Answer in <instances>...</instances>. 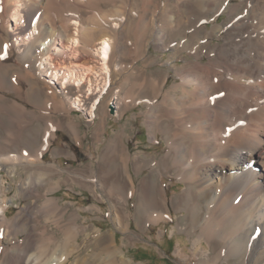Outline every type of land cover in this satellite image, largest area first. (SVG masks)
Wrapping results in <instances>:
<instances>
[{
  "label": "bare ground",
  "instance_id": "6f19581e",
  "mask_svg": "<svg viewBox=\"0 0 264 264\" xmlns=\"http://www.w3.org/2000/svg\"><path fill=\"white\" fill-rule=\"evenodd\" d=\"M223 14L227 15L228 20L216 24ZM210 15L213 18L210 19ZM14 16L18 17V21L15 31L10 32V20ZM210 21L215 24L212 30L207 31ZM187 34H191L190 38L186 37ZM178 35L185 37L176 40ZM26 36L30 37L29 43L18 46L17 40ZM214 39L221 42L212 45ZM130 40H134V43L129 48ZM122 42L125 43L126 52L122 49ZM59 43L69 47L70 51H56ZM152 44L158 48L175 45V51H190L202 59L209 56L207 63L192 61L186 63V68L180 69L178 74L175 72L181 83L175 84L172 91L165 94L162 106L169 107L167 110L164 108L165 115L159 114L169 120L174 117L173 122L181 130L176 135L192 141L190 150L184 145L171 144V153L176 157L173 165L182 170L178 175L183 182L198 190L204 204L192 209L195 226L209 239L224 236L221 238L224 249L215 255V262L243 257L245 249L250 247L249 256L239 263L247 264L244 260L251 263L254 260L264 264V254L259 256L260 250L264 249V0H0V66L12 61L14 53L21 51L14 62L19 66H27L26 72L14 73L12 83L10 81V89L19 99L25 93L26 82L32 85L27 95L39 99L38 80L44 72L50 71L55 80L52 79L59 82L62 91H58L54 82L41 84L47 90L43 106L47 113L53 114L56 111L71 115L74 108L67 103L68 95H72V90H75L78 97L75 104L83 103V107L91 109V118L94 119L96 108L108 87L113 86L108 91L109 98H112L114 89L126 82L118 83L126 69H135L121 62L122 57L133 54L131 58L134 60L146 59V48ZM208 49L210 54L207 53ZM46 56L61 59L63 65L69 63L71 67H66L68 70L63 71L64 75H59L56 72L58 65L48 61L45 63L46 70L42 71ZM74 63L83 67H76ZM9 70H0L2 88L8 83ZM86 78L90 80L84 85L82 82ZM168 82L169 78L163 76L145 77L137 87L142 94L150 93L157 99ZM131 95L127 92V97L119 98L116 103L118 107L125 108L123 114L135 106V100L134 106L129 104L131 100L127 103ZM7 100V94H0V115H8V118L0 117V124L8 131L4 138L0 136V148L3 149H0L3 152L0 153V172L2 167L8 166L12 174L19 171L16 168L18 165H36L43 161L44 153L54 140L58 127L54 126L51 118L29 111L18 100ZM32 117L43 121L44 126L26 133V126L32 123ZM125 137L128 138V134L121 133L107 147L110 175L113 178L128 177L130 182L127 183L132 185L130 196H142L148 211L159 210L161 201L165 203L167 200V191H158L154 184L147 187L144 185L141 190L136 188L131 166L138 164V160L133 158ZM40 138H44V144L36 154H30L29 150L38 144ZM21 144L25 149L20 155L6 150L7 147ZM185 153H188V160ZM119 156L123 159L120 176L115 163ZM166 162L163 164L166 165ZM41 176L38 172L33 173L26 177L23 184L19 182L21 192L28 194L43 186ZM194 183L195 187L192 186ZM115 184L113 181L112 192L116 190ZM53 191L52 188L47 190L48 194ZM186 196L190 206L195 201V195L191 193ZM48 199L41 206L44 215L52 217L63 212L57 201ZM8 200L0 205L2 223L9 222ZM159 218L161 215L158 214L155 220ZM117 221L122 223L119 218ZM74 236H69L67 242L70 243ZM105 241L98 236L101 250L108 248L104 246ZM43 245L36 249L34 242L28 240L12 251L11 248H0V252L5 255L4 258L1 256L3 259L0 258V264H66L69 261L72 251L67 248L62 257H51L46 263L38 261L33 251H41V248L42 251H48L50 246ZM40 254L43 256V252ZM121 260L128 264L122 253Z\"/></svg>",
  "mask_w": 264,
  "mask_h": 264
},
{
  "label": "rangeland",
  "instance_id": "374dc122",
  "mask_svg": "<svg viewBox=\"0 0 264 264\" xmlns=\"http://www.w3.org/2000/svg\"><path fill=\"white\" fill-rule=\"evenodd\" d=\"M171 8H173L172 4ZM188 11L191 12V10ZM220 17L222 18H219L220 21L218 20L219 22H216V24H223L228 20L225 14ZM209 18H213V15H210ZM17 21L18 17L14 16L11 18L10 32L15 31ZM214 24V22H208L206 30H212V25ZM190 35L187 34L186 37L190 38ZM183 37L185 35H178L176 40ZM29 38V36L20 38L16 43L18 46L27 44L30 41ZM220 42V40L214 39L211 44L217 45ZM133 43L134 40H130L128 47H132ZM174 46L158 48L155 44H152L146 48V59L134 60L131 58V56L134 57L133 54L124 55L121 62L124 61L129 65V68L134 66L135 69H126L123 73L122 79L118 83H124V80L126 82L123 86L120 85L114 89L113 99L109 98L108 92L113 86L110 85L108 87L109 89L103 94L101 103L96 108V117L94 119L91 118V109H88L87 106L83 107V103L81 105L75 104L74 101L78 98L75 90H72V95H68L67 103L73 105L72 107L74 108L71 115L56 111L51 114L44 111L43 106L47 90L41 84L44 82H54L58 91H62L59 82L54 81L55 78L51 76L50 71L44 72L43 76L38 80L40 82L39 99L27 95L26 92L32 86L28 82L25 83V93L19 99L10 87L12 79L15 77V75L13 76L14 73L17 75V73L26 72L25 68L27 66L23 65V68V66H19L14 62L21 51H16L12 61L0 66L1 71L10 68L8 83L3 88L0 87V94H7V101L9 102L18 100L29 111H33L39 115L42 114L46 118H51V121L55 124L54 126L59 128H56L55 138L45 151L41 163L36 165H18L16 168L19 171L12 174L10 173L12 171L10 167H2V172H0V201H2L0 205H3L2 202L4 200L9 199L10 206L7 214L9 222H0V248H11L12 251L19 246H23L28 240L34 242L36 249H40L43 243L44 245L48 244L50 246L48 251H42L43 248H41V251L39 250L40 253L43 252L45 258L41 256L42 254L38 250L35 249L33 251L38 261L42 263H46L52 258L62 257L67 248L72 251V254L66 264H125L121 260V253L128 264H240L244 257L249 256L251 248L247 247L243 257L231 260L223 259L215 262V255H218L219 252L222 253L224 249L221 242V238L224 236L209 239L193 223L192 209L196 208L197 205L204 206V204L200 200L198 190L191 188V185L189 186V184L183 182L180 175H178L182 170L178 166L173 165L176 157L174 153H171L172 143L184 145L190 150L192 141L190 139H183L182 137L179 138L176 135L181 130L173 122L175 120L174 117L169 120L167 119L168 117L162 116L165 115V111L169 107L166 105L162 106V103L165 94L168 91L171 92L175 84L181 83V79L177 77V74L182 68H186V63L192 61L207 63L210 58L208 55L203 59L196 57L190 51L178 52L173 49ZM64 47L59 43L55 50L62 52L70 51L69 47ZM122 47L126 52L127 50L124 49L125 43L123 44V42ZM207 53H211L210 49L207 50ZM48 61L52 65H58L56 72L59 75H64L63 71L67 72L68 70L66 67H71L69 63L63 65L64 61L61 59L56 60L53 57L46 56L41 66L42 71L46 70L45 66L47 64L45 63H48ZM75 64L77 63H74L76 67H83L80 64V66ZM90 75L92 76V74ZM95 75L99 77V74L96 72ZM153 76L169 78L168 84L157 99L150 93L144 92L142 94L143 92L140 91L137 85L145 77ZM129 77H132L134 80L137 79L134 81ZM89 80V78H86V81L84 80L82 84H87ZM70 84V86H73L72 83ZM7 88H9V91ZM127 92L129 95L132 93L131 96L133 97L129 96L127 103L131 100L129 104L132 106L135 104V106L123 114L125 108L122 106L118 107L116 103L119 98H126ZM134 94L136 95L135 99ZM179 94L181 95V93ZM107 98L109 99L107 100ZM134 100L135 103L133 104ZM159 113L163 114L160 116ZM0 117L8 118V115L2 114ZM31 119L32 123L29 122V125L26 126V133L28 131L33 132L36 128L44 126L43 121L35 120L33 117ZM149 122L152 123L151 126L148 125ZM159 123L162 128L159 127ZM17 124L18 121H16ZM176 129L177 131H175ZM121 133L128 134V138L125 137L126 143L130 147L133 158L136 161L138 160V164H132L131 166V176L134 179L136 188L141 190L144 185L147 187L154 184L158 191H161V189L164 192L167 191V200L165 203L161 201L162 204H160V208L158 207L159 210L148 211L144 203L146 200L142 196H130L132 185L127 183L130 180L128 177L124 179L120 176L123 168L122 156H119L115 160L120 178H113L110 175L107 147L110 141L116 136L121 135ZM7 135V129L0 124V136L5 137ZM43 144L44 138H40L38 144L29 150L30 154H36ZM24 149L25 146L22 144L6 148L7 151L16 152L15 154L18 155ZM1 150L3 151V149ZM0 153L3 154L1 151ZM26 153L24 155H27ZM186 155V159L188 160V153ZM110 161L112 162V160ZM165 162L167 163L166 165L163 164ZM145 163L147 166H145ZM37 172L38 174H42L43 186L38 187V191L35 189L28 194L24 191L21 192V183L25 182L27 176L33 173L37 174ZM124 180L126 181L124 182ZM113 181L116 182L115 185L117 186H115L116 190L114 192H112V188L114 187ZM192 186L195 187L196 184L194 183ZM49 188L54 189V191L48 194L47 190ZM191 193L195 195L196 202L194 201V203L188 206L185 196H189ZM48 198L57 201L62 207L63 212L61 211L57 215H52V217L44 215L42 207ZM40 208L41 211H38ZM160 211L163 212L161 213ZM158 214L161 215V218L155 220ZM53 216H55L56 220ZM117 218L122 223L117 221ZM14 230L15 233L13 232ZM67 232H69V236L73 237L75 235V238L70 243L67 242V240L69 241V236L66 235ZM9 234L12 235L10 236ZM98 236L106 239L104 245L108 247L106 250H101V247L98 246ZM26 239L28 240L26 241ZM14 241L16 243L13 244ZM66 242L68 246L65 245ZM216 242L217 244L215 245ZM263 252L264 249H261L259 256L263 255ZM1 256L5 257L4 252H0V258L3 259ZM40 256L43 257L41 260ZM244 261H247V264H253L254 262V264H263L254 260L252 263L248 262L249 260Z\"/></svg>",
  "mask_w": 264,
  "mask_h": 264
}]
</instances>
